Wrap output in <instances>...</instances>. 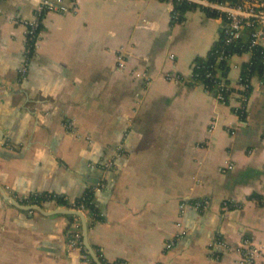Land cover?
Listing matches in <instances>:
<instances>
[{
	"label": "crops",
	"instance_id": "obj_1",
	"mask_svg": "<svg viewBox=\"0 0 264 264\" xmlns=\"http://www.w3.org/2000/svg\"><path fill=\"white\" fill-rule=\"evenodd\" d=\"M76 1L75 12L44 15L21 78L39 0H0V186L44 210L67 205L24 200L92 191L101 219H87L88 242L104 264H238L243 238L264 264V85L253 76L242 119L236 97L222 103L188 79L219 19L194 7L173 22L166 0ZM248 59L227 61L232 84ZM194 199L208 207H187L177 235L180 204ZM76 221L0 193V264H92L69 245Z\"/></svg>",
	"mask_w": 264,
	"mask_h": 264
},
{
	"label": "built area",
	"instance_id": "obj_2",
	"mask_svg": "<svg viewBox=\"0 0 264 264\" xmlns=\"http://www.w3.org/2000/svg\"><path fill=\"white\" fill-rule=\"evenodd\" d=\"M172 6V19L178 18V13L175 11V2L185 1L190 4H194L195 8L201 10H208L215 13L216 17L220 21V35L219 39L223 41L224 45H230L235 43H240V47H245V51L241 54H248L249 59L254 54L255 48H260V53L264 54V0H166ZM77 9L76 0H39L36 6V13L32 19L26 20V42L24 46V62L19 69V76L22 78L25 76L32 53L34 51V46L38 40L39 34L41 32V25L43 17L49 12H75ZM218 39V40H219ZM244 43V45H243ZM128 52L123 50L116 57V64L119 69H124L126 67V56ZM238 55L236 52L226 53L221 51L218 55V59L230 60L233 56ZM173 56V55H171ZM248 59V60H249ZM247 60V61H248ZM194 66V62H193ZM140 72H136L135 76H140ZM207 76H211L210 73ZM254 75H246L239 77L236 83L226 82L221 80L217 84L219 85V90L214 93L216 99L222 103H226L232 97H236V107L234 112L241 118L240 113H246L247 103L250 97V92L252 90V79ZM165 78L167 80H177L183 81V78L177 74H166ZM259 83L264 85V73L258 76ZM189 81H195L193 71L191 76L188 78ZM246 116V114H245ZM113 162L109 160L106 162L107 167H112ZM227 168H232V165L228 164ZM21 201L20 199H18ZM30 201V200H24ZM37 203L36 201H33ZM68 208H73L84 213L86 219L91 220V214L84 202L76 203L74 201H69ZM223 205L228 207V202L224 201ZM187 207H192L197 211H204L208 207V201L205 199H194L187 202H181L180 204V218L176 223L178 227L177 235H185L186 230L182 223V217L185 213ZM69 245L82 252L86 251L82 239V229L80 222L76 221L73 224V229L68 238ZM171 242L166 243V247H170ZM259 247L249 238H243L239 247V252L241 257L239 258L238 264H252L256 255L258 254ZM87 252V251H86ZM87 256L86 254H84ZM101 256V254H100ZM102 257V256H101ZM121 264V263H120Z\"/></svg>",
	"mask_w": 264,
	"mask_h": 264
},
{
	"label": "trees",
	"instance_id": "obj_3",
	"mask_svg": "<svg viewBox=\"0 0 264 264\" xmlns=\"http://www.w3.org/2000/svg\"><path fill=\"white\" fill-rule=\"evenodd\" d=\"M194 4L187 3L185 1H179L175 2V11L178 13V18L173 19V22H178L182 14L189 8H194ZM208 14L214 15L215 13L210 12L206 9H204ZM240 43L230 44V45H224L223 41L221 39L217 40L209 50L206 57L201 58L197 57L194 60V66L192 68L193 75L195 81H198L199 83H202L205 89L212 91L213 93L217 92L219 90V85L217 84L221 80H225L226 82H230L228 78V64L227 60L225 59H218V55L221 51H224L226 53L236 52L238 54H241L246 49L243 46L240 47ZM244 45V43H243ZM210 73L211 76H207V74ZM264 73V54L262 55L260 53V48L254 49L253 56L246 62H244L242 69H241V75L246 76L248 75H257L260 76ZM241 118H245V112L240 113ZM29 200L32 201H41V200H47L51 201L54 200L57 203L69 205L68 201L57 195L48 194L44 196H31ZM74 202H84L88 208L89 213L91 214V221L92 222L101 219V214L99 212L98 207H96L94 203V198L92 191H86L82 196L78 197L74 200ZM228 207L235 208V205H232L231 202H228ZM73 217V216H72ZM84 254L88 255L86 251H84ZM120 261H116L114 263L109 264H120ZM93 264V263H92Z\"/></svg>",
	"mask_w": 264,
	"mask_h": 264
},
{
	"label": "water",
	"instance_id": "obj_4",
	"mask_svg": "<svg viewBox=\"0 0 264 264\" xmlns=\"http://www.w3.org/2000/svg\"><path fill=\"white\" fill-rule=\"evenodd\" d=\"M0 137H1V135H0ZM0 193L2 194L3 198L6 201L10 202L12 205H14L18 208H21L23 210H29V211L36 210V211L40 212L41 214H47V215L58 214V213L77 215L81 220L83 244L86 248V251L88 252V254L91 257L93 264H104L102 262V260L100 259L99 255L97 254V252L93 249V247L88 242V223H87L86 216L84 215L83 212L76 210V209H73V208H68V207L53 208L51 210H44L43 208H41L40 206H38L36 204H28V205L22 204L17 199H15L14 197L7 194L5 192V190L2 188V186H0Z\"/></svg>",
	"mask_w": 264,
	"mask_h": 264
},
{
	"label": "rangeland",
	"instance_id": "obj_5",
	"mask_svg": "<svg viewBox=\"0 0 264 264\" xmlns=\"http://www.w3.org/2000/svg\"><path fill=\"white\" fill-rule=\"evenodd\" d=\"M228 166V165H227Z\"/></svg>",
	"mask_w": 264,
	"mask_h": 264
}]
</instances>
